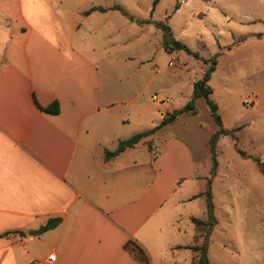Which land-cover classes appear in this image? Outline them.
Wrapping results in <instances>:
<instances>
[{"label": "crops", "instance_id": "crops-1", "mask_svg": "<svg viewBox=\"0 0 264 264\" xmlns=\"http://www.w3.org/2000/svg\"><path fill=\"white\" fill-rule=\"evenodd\" d=\"M100 7L109 9L90 11ZM112 7L0 0V264L192 261L179 220L208 151L197 125L178 130L188 113L106 158L164 119L142 91L118 98L107 77L117 58L98 45L108 21L125 16ZM55 101L58 114L41 110Z\"/></svg>", "mask_w": 264, "mask_h": 264}, {"label": "rangeland", "instance_id": "rangeland-1", "mask_svg": "<svg viewBox=\"0 0 264 264\" xmlns=\"http://www.w3.org/2000/svg\"><path fill=\"white\" fill-rule=\"evenodd\" d=\"M154 1L56 0L58 6L118 5L125 10V16L118 12L108 21L98 45L109 58V52L117 58L103 66L114 68L107 77L116 79L118 98L127 102L144 92L141 99L156 107L155 119L165 118L168 107L173 112L187 105L195 82L216 59L211 99L230 134L215 135L219 127L203 97L194 102L196 114L179 119L178 130L190 121L198 126L208 151L197 171L200 195L181 207L180 229L187 233L188 239L185 232L182 236L188 248L206 244L209 264H264V0H160L156 6ZM135 17L148 22H131ZM159 22L169 24L174 37L200 58L165 49ZM136 117L131 114L130 129ZM208 215L211 227L193 221H208ZM190 249L193 260L196 253Z\"/></svg>", "mask_w": 264, "mask_h": 264}, {"label": "trees", "instance_id": "trees-1", "mask_svg": "<svg viewBox=\"0 0 264 264\" xmlns=\"http://www.w3.org/2000/svg\"><path fill=\"white\" fill-rule=\"evenodd\" d=\"M159 1L160 0H155L154 5L156 6L159 3ZM112 8L113 9H119L124 14H127L121 6L116 5V6H113ZM177 8H179V6H177ZM96 9H99L101 11H107L109 8H104V7L93 8L90 11H93ZM90 11H88L87 13H89ZM147 22H148V20L147 21L146 20H140L139 21L140 24H145ZM157 26L159 28H161V30L163 31V47L165 49H167L169 52H174L176 50H184V51L188 52L189 54L194 55L196 58H198V59L200 58V55L198 52H193L186 44L177 40L174 37L173 31H172L169 24H166L164 22H159V23H157ZM216 64H217L216 59H213L212 65L206 69L203 78L195 82L193 99L190 102H188L187 105H185L181 109H177V110L169 113L157 127L153 128L151 130L136 133L129 138L121 140L119 147L115 152H111V151L106 152V158L110 159L112 156L117 155L120 152L124 151L127 147L135 146L136 144L141 142L144 137L155 133L158 129L162 128L163 126H165L171 122H174L177 119V117L181 114H184V113L196 114L197 111L195 110L194 102L199 97H203L206 99V102L209 106L211 115L213 116L214 121L216 122V124L219 127V130L215 135L220 136V135L230 134V131L227 130L226 128H224L223 119H222V116L219 112V105L217 104V102H215L213 99H211L212 88L209 85V81L211 79L212 73L216 70ZM40 108L42 111L49 113V114H58L60 112V105H59L58 101L53 102L51 105H49L47 107L40 106ZM148 146H149L150 150H152L153 144L151 142L148 143ZM207 195L209 196V198H211L210 191ZM208 206H209V209H211V207H212L211 200H209ZM60 221H61V218H59V217L51 218L45 225H43L38 230L37 234H43L46 231L55 228L60 223ZM193 221L196 223L197 226H202L205 223H208L209 227L213 226V220H212L211 215H208V221H204V220H201L198 218H194ZM190 248H192L196 253L195 258L192 260V264H209L207 256H206L207 246L205 243L202 245H195V246H192ZM145 264H149V261L145 260Z\"/></svg>", "mask_w": 264, "mask_h": 264}, {"label": "built area", "instance_id": "built-area-1", "mask_svg": "<svg viewBox=\"0 0 264 264\" xmlns=\"http://www.w3.org/2000/svg\"><path fill=\"white\" fill-rule=\"evenodd\" d=\"M56 259V256L55 255H51L49 260H55ZM35 264H43V263H35Z\"/></svg>", "mask_w": 264, "mask_h": 264}]
</instances>
